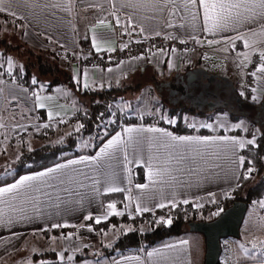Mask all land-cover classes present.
Listing matches in <instances>:
<instances>
[{"label":"crops","instance_id":"obj_1","mask_svg":"<svg viewBox=\"0 0 264 264\" xmlns=\"http://www.w3.org/2000/svg\"><path fill=\"white\" fill-rule=\"evenodd\" d=\"M42 2L47 3L49 0H42ZM50 2L61 4L63 7L49 10L29 9L14 5L16 17L7 12L0 13V15L9 19L11 29L14 31L12 35L19 44L29 46L34 50L54 49L68 57L74 76L79 77L83 87L87 84L84 88H105L129 83L138 78L156 77L160 73L169 76L188 67L193 61L194 50L187 54L185 51H178L175 47H168L126 58L120 64L110 67H94L86 63V58L90 54L106 53L117 46L114 32V16L117 15L126 32L135 31L146 37L162 36L176 39L200 49L199 68L209 73L220 72L225 77L231 78L234 82V89L240 94L241 103L258 104L264 100V72L259 70L264 64L259 57V53L264 52V27L261 26L260 21L254 24L238 23L235 27L230 26L226 31L211 33L204 30L203 10L199 8L198 0L196 7L176 16L169 15L171 9L163 13H154L149 9L122 8L128 0H50ZM185 2L186 0H176L179 5ZM129 15L135 25L134 28L127 26ZM169 23L185 26L169 27ZM141 27L144 29L143 32L140 30ZM250 29H254V32ZM93 38H95V46ZM245 41H247V47ZM96 47L100 48L99 52L96 51ZM141 56L143 59L140 58ZM2 63L3 56L0 50V163L4 154L2 152L10 144V135L3 119L9 108L16 112H24L34 119L39 116L40 111L47 121H53L71 117L80 106L77 95L71 89L62 85L49 87L43 84H37L31 88L22 82L21 73L14 71L11 76L4 75L6 71L2 69ZM37 96L39 100L36 99ZM252 97H256L255 101ZM40 104H44V107H40ZM241 121L242 119L232 120L229 112L225 110L215 111L207 118L198 117L187 123L186 125L193 129V133L189 135H177L156 124L122 125L97 148L94 154H80L58 162L57 164H66L70 160H79L81 157L96 156L99 148L117 133L128 141L129 134L124 132L125 128L142 129V131L131 134L132 144L127 148L130 153L129 160L134 162L121 161L117 164L101 158L91 163L85 161L69 165L68 168L61 169L60 173L55 174L73 175L78 170L92 172L98 182H86L87 186L81 190L78 197L69 198L62 204L56 197H53L51 201L38 204L39 210L25 205L24 211L20 208L13 210L10 203L5 202L7 198H0V264L9 255L23 247L29 237L43 234L44 231L40 229H70L60 235L50 234L49 238L56 239L51 242L52 246L49 250L54 251V244L60 243L62 246L57 247V250L65 248L74 250L79 245L84 246L82 238L93 235V231L88 230L89 226L83 224L86 221L84 217L91 214L94 217L101 216L107 219L110 216L107 209L108 203H115L117 212L120 210L132 214L136 213L138 199L150 211L157 209L155 205L158 203L173 206L177 203H184L186 200L191 206L200 208L225 200L234 189L241 173L242 166L239 164V157L242 150L238 146L233 149L232 145L220 143L211 145L210 148L218 154V159L216 156H205L201 159L195 153H189L194 159L182 165L184 171H176L172 176L165 177L167 183L164 184L150 183L149 167L145 163V161L156 163V160H149V157H162L163 153L149 152L145 146L144 151L137 155L133 148L137 141H158L161 139L162 132L194 139L207 137L219 141L223 138H235L246 142V139L251 136L241 133L235 126L236 122L241 123ZM202 125H211V127ZM148 128L160 131L149 132L146 130ZM168 140L170 144L175 143L170 138ZM57 164L36 172L21 174L12 182L2 184L0 187L9 186L22 176L45 171ZM136 168H141L143 173V181L139 184L149 183V189L141 190L135 187L138 184L134 181ZM113 174L116 176L115 186L130 189V191L115 192L123 196L121 206L114 201L103 202L102 200L105 194L104 189L110 186ZM48 190L51 191V189ZM63 195L64 193L60 192V196ZM145 197L148 199H144ZM57 204H60V207H56ZM258 204L259 209L264 211V197L258 200ZM52 224L68 226L52 228ZM68 235L71 239L63 238ZM183 241L187 243H182ZM148 252H153L154 255L148 257ZM203 253L202 236L185 232L180 237L166 240L152 247L123 251L114 258L99 261V264H201ZM85 264H97V262ZM233 264H264V256L241 259Z\"/></svg>","mask_w":264,"mask_h":264},{"label":"rangeland","instance_id":"obj_2","mask_svg":"<svg viewBox=\"0 0 264 264\" xmlns=\"http://www.w3.org/2000/svg\"><path fill=\"white\" fill-rule=\"evenodd\" d=\"M12 31L9 19L0 15V42H4V45L0 43V50L2 51L3 56L1 67L8 72L9 70L6 68H9V58H11L10 71L12 73L15 71V73L22 74L26 63L34 61V58H29L28 48L30 47L21 43L19 44L14 35H12ZM169 47H175L180 51L174 45ZM32 50L40 53L43 59H51L53 65H56V68H59L60 75L66 70L67 65H71L68 57H65L57 50ZM192 50H194L193 61L188 67L183 68L181 71L169 76H164V74L160 73L156 77L150 76L138 78L126 83V85H139V87L136 90L127 91L121 96L122 98L118 99V101L110 103V116L96 126V131L93 135L78 139L75 149L78 152H84L92 148L93 144L102 139L111 128V125H113V123L121 116L135 117L146 115L161 119L167 124H174L177 120H180L182 122L184 121V124L186 125L198 117L207 118L213 112L219 111H211L210 109L204 108L202 109L203 113L195 110L188 111V105L186 103L184 104V102L181 103L180 99L171 93L175 90L173 84L176 79L180 76L185 79L188 71L200 67V49L191 46L190 51ZM190 51H185V53L188 54ZM88 57L86 58V63L89 64ZM213 74L224 76L220 72ZM33 79L36 80L34 76H31L28 79V85L31 88H34L37 84L48 86V80L37 82V84L34 85L32 84ZM227 81L231 82L234 87V82L231 78L227 77ZM22 82L24 83V80H22ZM236 93L238 94V92ZM238 96H240V94H238ZM240 106V109H225L227 112L237 114L238 120L242 119L240 123L242 127L238 131L249 136H252L254 133L257 136L261 131H264V123L259 124V122L264 121V111L257 113L245 103H240ZM82 109L83 107L81 105L80 110ZM75 113L67 119L42 121L38 119L39 116L34 119L24 112H16L9 108L3 119L5 125H7V132L10 135V144L8 148L2 152L4 154L0 163V180H4L13 174V165L20 156L24 146H26L28 150H32L46 144L55 145L67 143L69 134L78 131L80 127L79 122L76 120ZM168 121H174V123H169ZM45 125L48 126L45 127ZM249 167L251 166L245 168V174L246 169ZM253 171L251 172V176ZM257 179L256 176H252L247 187L253 185ZM222 204V201H220L200 208L190 206L185 209L187 220H210L223 210ZM119 212L121 211L119 210ZM135 214L136 213H124V215H127L130 218ZM111 216L120 217L123 215H110L109 217ZM158 219L161 218L159 217ZM164 219H169V216H166ZM153 225L154 223L151 220H141L136 222L109 224L106 228L100 230L92 228L93 235L91 237H83L82 243L84 246L79 245L74 248V250L67 248L57 250V247L62 246L61 243L54 244V251L49 250V248H51L50 246H52L51 242L56 238H49V235L45 234H36L29 237L23 247L17 252L9 255L2 264H85L107 260V257L102 254V250L110 247L116 237L131 230H137L140 232L149 231ZM186 232L196 233L190 232L189 230ZM197 234L201 235L200 233ZM59 239L60 238H58V241H60ZM262 249H264V211L259 209L258 201H252L248 204L246 214L240 227L239 237H226L221 239V254L218 264H233L241 259L264 256V251H261ZM47 252H55L57 253V256L52 260L37 259L38 256ZM82 252H86L90 256L93 253L97 255L96 257H88L81 262L73 261V255ZM61 256H63V261L60 259ZM69 257H72V259H69ZM201 264H203V259Z\"/></svg>","mask_w":264,"mask_h":264},{"label":"snow or ice","instance_id":"obj_3","mask_svg":"<svg viewBox=\"0 0 264 264\" xmlns=\"http://www.w3.org/2000/svg\"><path fill=\"white\" fill-rule=\"evenodd\" d=\"M24 6L29 9L41 8V9H52V8H61L63 7L61 4H52L49 2L45 3L42 0H0V13L7 12L11 16L16 17L17 13L14 10V7ZM199 8L203 10V26L204 30L211 33L222 32L229 29L230 26L235 27L238 23H249L254 24L258 21L262 22L261 26L264 27V0H214V2H210V0H198ZM197 6V0H186L183 5H179L176 3V0H128L127 3L122 5V8L139 10V9H149L154 13H163L166 10L171 9L169 11L170 16L182 15V13L192 7ZM195 18V14H193ZM23 19V17H21ZM103 22V21H102ZM115 23L117 26H120L121 20L119 16H117ZM128 27H135L132 23V18L129 15L128 17ZM169 27H184L185 25H171L169 23ZM141 32L144 29L141 27ZM250 31L254 32V29H250ZM126 34V33H125ZM242 38V37H241ZM93 44L95 46V38H93ZM245 46L247 47V41H245ZM96 51L99 52L100 48L96 47ZM259 57L261 61H264V52L259 53ZM143 59V56L140 57ZM9 69H11V58H9ZM261 72H264V64L261 65ZM111 71V69H108ZM6 76H11L12 72L9 70L8 72L3 73ZM86 77V73L84 74ZM255 75V73H253ZM32 84H37L35 79L32 80ZM87 87V84L84 85ZM39 100V97H36ZM255 101L256 97H252ZM40 107H44V104H40ZM51 116V113H49ZM169 123H174V121H168ZM48 125H45L47 127ZM203 127H211V125H202ZM236 128L240 129L242 125L240 122H236ZM149 132L160 131L155 128L146 129ZM137 131H142V129L136 128H125L124 132L129 134V140L125 141L124 138L117 133L107 140L106 143L103 144L102 147L99 148L96 156L93 157H81L79 160H70L66 164H57L55 167L48 168L45 171L38 172L32 175H25L19 178L15 183L0 187V198H7L5 200L6 203H10V207L15 210L16 208H20L21 211H24L25 205H30L37 210L38 204L45 203L47 201H51L53 197H56L60 203H64L69 198L80 196L81 190L84 189L87 184L86 182L92 181L93 183H97V177L92 174L90 171L78 170L75 174H59L61 169L68 168L69 165H76L79 163H83L88 161L89 163L100 160L101 158H106L114 163H121V161L125 163H132L134 161L129 160L130 153L127 151V148L131 146V134ZM168 138L175 143L170 144ZM257 136L254 133L251 138H247L246 142L244 140H237L235 138L227 139L223 138L219 141L211 140L207 137L201 139H194L188 136H172L171 133L162 132L161 139L158 141H137L133 151L139 155L147 146L149 152H162L163 156L149 157V160H156V163H150L145 161L148 164L149 172L148 179L150 183H167L165 177L172 176V174L176 171H184L185 169L182 167L186 162L191 159H194L189 155V153H195L201 159H204L205 156L212 157L216 156L219 158L218 154L211 150L210 146L216 143L232 145L233 149L236 146L239 149L243 150L246 145L258 147ZM201 146H209L206 148H202ZM250 163V162H248ZM239 164L243 166L245 164V159L243 156L239 157ZM191 171V169H188ZM253 169L251 167L246 169V174L244 176L245 179L250 178L251 172ZM35 182V183H34ZM116 176L113 174V177L110 181V186L104 189L105 194L122 192V191H130V189L121 188L115 186ZM149 183L145 184H136L135 187L141 190L149 189ZM48 189H51L49 191ZM60 192L64 193L61 197ZM46 198V200L44 199ZM130 199V198H129ZM144 199H148L145 197ZM188 201H184L187 203ZM158 208L167 207L168 205L163 203H158L155 205ZM175 206V205H173ZM199 206V205H197ZM56 207H60V204H57ZM127 207V205H125ZM107 209L109 210V215H124L123 212L116 211L115 203H108ZM135 211L137 214H143L144 212L150 211V209L140 202L138 199ZM85 220H92L95 224H100L103 222V219L106 217L101 216H92L88 214L84 217ZM154 224H171L172 220L169 218L165 220L161 218L157 221L153 222ZM66 224H52V228L59 227H67ZM48 229H40V231H47ZM89 231H93L92 227H88ZM64 239H71V236H63ZM182 243H187L183 241ZM154 255L153 252H148L147 256L152 257ZM61 261H63V256L60 257ZM72 259V257H69ZM99 264V261H97Z\"/></svg>","mask_w":264,"mask_h":264},{"label":"trees","instance_id":"obj_4","mask_svg":"<svg viewBox=\"0 0 264 264\" xmlns=\"http://www.w3.org/2000/svg\"><path fill=\"white\" fill-rule=\"evenodd\" d=\"M4 45V42H0ZM29 58H34V61H29L23 68L22 80L24 84L28 85V79L31 76L36 78L37 82L48 80V86L62 85L71 89L77 95L80 106L75 113L76 120L79 122L78 131L72 132L68 136V141L65 144L55 145H42L32 150H28L26 146L22 148L20 156L17 158L13 165V174L0 180V185L12 182L17 176L36 172L41 169L50 167L70 157L80 154L92 155L96 152L97 148L114 132H116L122 125L131 124H143L151 125L156 124L158 126L169 129L171 132L177 135H189L193 133L191 127L186 126L182 121L177 120L174 124L164 123L161 119L153 116H121L117 121L111 125V128L103 136L102 139L95 142L92 148L78 152L75 147L78 139L82 137L91 136L96 131V126L103 122L110 116L109 104L118 101L121 96L127 91H133L138 89L139 85H126V83L120 85L109 86L105 88H84L80 82L79 77H75L71 68V65L66 66V70L60 75L59 68L53 65L52 60L49 58L43 59L40 53L28 48ZM81 105L83 107L81 109ZM257 113L264 111V100L258 104H247ZM188 111H194L187 109ZM217 110H225L220 108ZM39 120H46L42 112H38ZM232 120H238V115L229 112ZM264 121L259 122V124ZM256 143L258 147L247 146L241 151V156L245 159V164L241 168V173L237 180V183L230 193V195L222 201L223 209L232 204L236 200H243L248 204L252 201H258L264 197V131H261L257 135ZM250 162V163H248ZM251 166L253 168L252 176H256L257 181L248 186L250 178L245 179V168ZM134 181L139 183L143 181V173L141 168H136L134 173ZM103 202L114 201L118 206L123 203V196L121 193H109L102 196ZM189 203H177L175 206H167L163 208H157L153 211L144 212L143 214H135L132 218L127 215L123 216H111L100 224H95L92 220L84 221V225L92 226L95 230L106 228L109 224H118L120 222H136L141 220L157 221L158 218H165L169 216L172 223L154 224L149 231L140 232L137 230H131L120 234L113 241L110 247L104 248L102 254L107 257V260L114 258L129 249H135L140 247H152L166 240H170L176 237L182 236L187 230V217L185 209L189 208ZM70 229H52L44 231L45 235H60ZM97 254L93 253L91 256L86 253H75L73 255V261L81 262L88 257H96ZM57 253L47 252L41 254L37 259H55Z\"/></svg>","mask_w":264,"mask_h":264},{"label":"water","instance_id":"obj_5","mask_svg":"<svg viewBox=\"0 0 264 264\" xmlns=\"http://www.w3.org/2000/svg\"><path fill=\"white\" fill-rule=\"evenodd\" d=\"M198 76L206 81L207 86L210 83L219 80L222 82L227 81V77L225 76H219L206 72L202 68H198L187 72L186 82H190ZM186 85L187 84L185 83L184 86ZM229 85L233 86L231 82H229ZM200 95L201 93L196 95L197 100L195 103L197 104H199L198 98ZM187 96L191 97L193 94L188 92ZM236 102L240 105L241 98L236 97ZM207 106L209 109H212L213 107H216V104L208 101ZM223 106H226V103L223 104ZM247 208V202L236 200L210 220H192L187 222V227L190 232L200 233L204 238L203 264H218L221 254V239L226 237H239L240 227Z\"/></svg>","mask_w":264,"mask_h":264},{"label":"built area","instance_id":"obj_6","mask_svg":"<svg viewBox=\"0 0 264 264\" xmlns=\"http://www.w3.org/2000/svg\"><path fill=\"white\" fill-rule=\"evenodd\" d=\"M116 18L117 15L114 16V32L117 46L106 53L90 54L88 57L90 65L94 67L115 66L126 58L147 54L172 45L176 46L180 51L187 52L191 50V45L176 39L162 36L146 37L135 31L126 32L121 24L120 26L116 25ZM247 91L250 92L248 88Z\"/></svg>","mask_w":264,"mask_h":264},{"label":"flooded vegetation","instance_id":"obj_7","mask_svg":"<svg viewBox=\"0 0 264 264\" xmlns=\"http://www.w3.org/2000/svg\"><path fill=\"white\" fill-rule=\"evenodd\" d=\"M185 83L187 84L186 86H184ZM173 86L175 87V90L171 92L172 95H176L180 99L181 103H186L188 105V109L203 113V108L209 109L207 106L208 101L216 104V107L210 109L211 111L220 108L229 110L241 108V106L236 102V97L240 96H238L234 87L229 85L228 81L222 82L219 80L212 82L207 86L206 81L201 79L199 76L190 82H186V78L183 79V77L180 76L175 80ZM188 92H191L193 96L188 97ZM199 93H201V95L198 98L199 104H197L195 103L197 100L196 95ZM225 103L226 106H223Z\"/></svg>","mask_w":264,"mask_h":264}]
</instances>
